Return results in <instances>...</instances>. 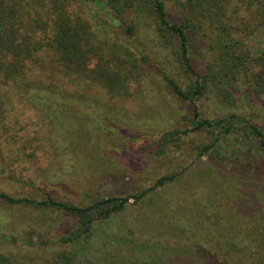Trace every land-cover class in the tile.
Wrapping results in <instances>:
<instances>
[{"label": "rangeland", "instance_id": "374dc122", "mask_svg": "<svg viewBox=\"0 0 264 264\" xmlns=\"http://www.w3.org/2000/svg\"><path fill=\"white\" fill-rule=\"evenodd\" d=\"M71 7L82 15L76 2ZM135 37L153 65L143 69L128 98H109L99 87L61 78L59 90L83 94L88 103L74 108L62 104L60 115L49 108H34L25 119L20 112L26 106L11 109L3 120L10 130H0V190L37 198L50 195L84 205L102 196L143 190L162 175L176 174L141 202L130 200L124 210L99 221L91 238L77 246L79 260L240 264L228 262L220 253L210 219L230 216L229 236L248 232L249 242L256 235L264 236V153L258 140L244 136L246 121L264 129V86L253 91L241 77L235 104L223 101L214 91L196 101V120L237 115L231 131L221 133L215 146L199 155L200 146L211 143L216 133L199 126L191 105L166 86L165 74L179 83L186 80L177 57L158 45L148 21H142ZM173 130L177 138L162 149L160 135ZM74 225L75 220L61 211L41 214L0 203V234L10 238L0 241V253L47 257L65 248L57 237ZM207 237L212 244H204ZM251 249L256 251L244 264H264L254 255L262 254L264 245Z\"/></svg>", "mask_w": 264, "mask_h": 264}, {"label": "trees", "instance_id": "16d2710c", "mask_svg": "<svg viewBox=\"0 0 264 264\" xmlns=\"http://www.w3.org/2000/svg\"><path fill=\"white\" fill-rule=\"evenodd\" d=\"M73 1L82 15L71 7ZM142 21L150 23L158 45L171 49L177 57V67L186 80L179 83L165 74V84L179 100L191 105L195 120L196 101L208 91L235 104L241 77L253 91L263 88L264 0H0V130H10L3 120L16 105L27 107L20 112L25 119L34 108H49L60 115L62 104L74 108L88 103L83 94L59 90L61 78L99 87L109 98H128L143 69L153 65L135 37ZM236 117L230 113L228 118L196 120L216 133L211 143L200 146L199 155L213 148L221 133L231 131ZM246 123L248 134L244 136L264 142V129ZM33 133L37 134L36 129ZM176 134L173 130L160 135L162 149L174 142ZM175 175H162L137 192L102 196L84 205L50 195L37 198L0 190L2 204L28 207L41 214L57 210L75 220L68 232L57 237L64 249L47 257L0 253V264H91L79 260L77 246L91 238L98 222L124 210L130 200L141 202ZM210 220L214 222L211 234L228 262L247 263L256 251L251 248L264 245V236L256 235L249 242L248 232L226 235L230 216ZM9 239L0 234L2 243ZM211 240L205 238L204 244ZM263 253L254 255L264 261Z\"/></svg>", "mask_w": 264, "mask_h": 264}, {"label": "flooded vegetation", "instance_id": "af4514ba", "mask_svg": "<svg viewBox=\"0 0 264 264\" xmlns=\"http://www.w3.org/2000/svg\"><path fill=\"white\" fill-rule=\"evenodd\" d=\"M258 146H259V151L263 152L264 153V142L259 140L257 142ZM248 152H250V150H248Z\"/></svg>", "mask_w": 264, "mask_h": 264}]
</instances>
